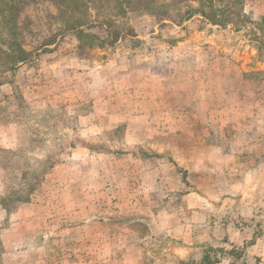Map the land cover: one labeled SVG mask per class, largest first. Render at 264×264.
<instances>
[{
	"label": "rangeland",
	"instance_id": "1",
	"mask_svg": "<svg viewBox=\"0 0 264 264\" xmlns=\"http://www.w3.org/2000/svg\"><path fill=\"white\" fill-rule=\"evenodd\" d=\"M149 1L92 7L83 35L31 3L15 69L1 30L0 264H201L209 247L245 264L264 235V0H223L226 26Z\"/></svg>",
	"mask_w": 264,
	"mask_h": 264
},
{
	"label": "trees",
	"instance_id": "2",
	"mask_svg": "<svg viewBox=\"0 0 264 264\" xmlns=\"http://www.w3.org/2000/svg\"><path fill=\"white\" fill-rule=\"evenodd\" d=\"M37 0H0V32L2 29L6 30V34L10 36V43L8 48L11 50L9 56L12 59L11 69H15L19 64L27 61L29 54L25 51L23 45L18 40L21 36L22 22L21 14L25 8L31 3H35ZM48 1L55 6L57 13L61 19H65L66 23L63 27V30L67 32H76L79 35H83L84 28L95 25L97 21L93 19H88L87 14L89 10L93 7L99 6V10H107L106 3L111 4V8L116 10L114 17L118 14H124L125 8L128 9L132 6V10L137 8V6L143 7L144 4L148 7L151 6L149 0H138L132 2L130 0H43ZM176 6L185 5L188 2H197L200 5V9H190L187 8L184 10L182 15L179 17L180 23L189 20L194 15H201L206 17V19L214 24H219L221 26H226L230 22V18L226 15V10L229 9L228 3L225 2V5H221L223 0H172ZM229 1V0H226ZM234 1V0H233ZM236 1V0H235ZM241 4L243 0H237ZM137 4V5H136ZM154 6V4H152ZM164 8L167 6L163 5ZM160 9L162 15L165 16L166 11L163 8ZM144 8V7H143ZM108 9V11H112ZM145 9V8H144ZM139 9H135L137 11ZM208 11V12H207ZM108 14V13H104ZM158 14V13H157ZM219 14V15H218ZM230 14V13H228ZM89 15V14H88ZM168 15V14H167ZM100 16V15H97ZM106 17V16H105ZM101 18V17H100ZM161 21L164 19H160ZM101 24L107 25V27H112L114 22L109 18L101 19ZM119 32H115L110 35L111 41H117L119 37ZM225 253L227 255L232 254L235 258H239V253L235 249H230L226 252L221 248L213 249L209 247L207 251L203 253L201 264H217L219 262L220 253Z\"/></svg>",
	"mask_w": 264,
	"mask_h": 264
},
{
	"label": "crops",
	"instance_id": "3",
	"mask_svg": "<svg viewBox=\"0 0 264 264\" xmlns=\"http://www.w3.org/2000/svg\"><path fill=\"white\" fill-rule=\"evenodd\" d=\"M222 190V188H219ZM235 192H239V189H235ZM235 193V194H236ZM241 193V192H240ZM230 194H233V192H230ZM239 195V194H237ZM231 197V196H230ZM245 197V196H244ZM228 201H219L217 203V216L215 217L217 222V238L222 235L224 232H229V235H231V228L234 229V223L237 221L238 218V203L235 198L232 197V199H227ZM245 202V201H243ZM251 210V206L246 205L245 207V213L247 214L248 211ZM249 219H245L244 221H248ZM202 226L204 224H201ZM264 231V230H263ZM264 234V232H263ZM257 242H255L247 251L245 264H250L251 260L253 258H257L262 256L261 261L264 262V249L257 250V247H261L263 245L264 248V235L260 238H257ZM234 246V245H233ZM201 254V253H200ZM199 254V255H200Z\"/></svg>",
	"mask_w": 264,
	"mask_h": 264
}]
</instances>
